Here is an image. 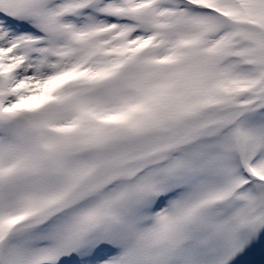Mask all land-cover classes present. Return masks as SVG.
<instances>
[{"label": "snow or ice", "instance_id": "6c2138e0", "mask_svg": "<svg viewBox=\"0 0 264 264\" xmlns=\"http://www.w3.org/2000/svg\"><path fill=\"white\" fill-rule=\"evenodd\" d=\"M0 264H264V0H0Z\"/></svg>", "mask_w": 264, "mask_h": 264}]
</instances>
